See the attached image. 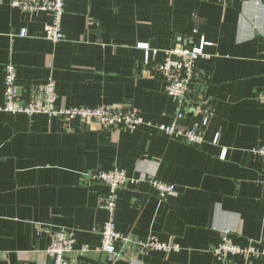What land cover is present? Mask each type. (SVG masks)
<instances>
[{
	"label": "crops",
	"instance_id": "1",
	"mask_svg": "<svg viewBox=\"0 0 264 264\" xmlns=\"http://www.w3.org/2000/svg\"><path fill=\"white\" fill-rule=\"evenodd\" d=\"M0 0V108L6 66L17 70L23 100L49 78L57 108L130 104L146 122L170 125L177 103L143 65L138 44L157 50L193 48L213 115L204 141L190 145L156 127L103 130L97 122L0 111V264H54L48 230L74 234L93 264H216L212 249L229 233L234 244L264 246V0H66L57 44L45 38L47 12H27ZM23 29L26 37L18 36ZM160 53L158 60L164 58ZM195 117L181 121L192 126ZM227 150L225 160L221 159ZM126 170L143 179L118 191L117 231L156 237L178 250L122 256L102 249L109 220L107 188L85 183L93 170ZM174 186L161 198L151 185ZM264 264V256H238Z\"/></svg>",
	"mask_w": 264,
	"mask_h": 264
},
{
	"label": "built area",
	"instance_id": "2",
	"mask_svg": "<svg viewBox=\"0 0 264 264\" xmlns=\"http://www.w3.org/2000/svg\"><path fill=\"white\" fill-rule=\"evenodd\" d=\"M233 0H217L220 4H228ZM12 7L27 12H47L51 21L45 27V38L55 44L63 41L65 35L62 30V22L65 13L66 0H14ZM18 36L26 37L27 30L23 29ZM212 44L203 40L199 46L187 48L178 45L167 50H157L150 44H138V49L144 53L143 65L147 71L161 79L165 86V94L177 103L174 122L170 125L146 122L140 108L130 104L100 105L95 108L71 106L69 108H57L56 83L49 78L42 86L32 89L27 100L22 99L21 86L17 79L16 66L9 63L5 74V105L0 111L13 115L25 114L28 116L46 115L49 118L62 116L65 120H80L81 122H97L103 130L137 129L143 125L156 127L168 136L183 139L190 145H200L204 141V129L208 127L213 115V106L205 92L200 88L203 78L197 69V61L206 57L205 48ZM160 53L164 54L162 60H158ZM257 100L264 103V92H260ZM188 116L195 117L196 121L190 127L181 125V121ZM264 159V146L255 149ZM227 150L221 155L225 160ZM83 177L85 183L91 185L99 182L107 188L102 198L101 207L108 213L109 220L103 229L102 249L115 263L122 256H134L149 251L178 250V245L162 243L154 236L139 238L132 234H123L117 231L116 209L118 191L129 183H139L143 179H134L128 176L126 170L113 168L110 170H93L86 172ZM151 185L158 191L161 198H165L174 191V186L164 180H151ZM51 245L47 250L48 256L54 264H93L82 262L72 255L78 253L85 256L91 251L89 246L81 250L76 249L74 234L66 230L49 231ZM222 241L212 249L216 264H241L238 256L256 258L264 256L262 242L252 241L248 247L235 245L229 233L221 235ZM245 264H251L247 262Z\"/></svg>",
	"mask_w": 264,
	"mask_h": 264
},
{
	"label": "water",
	"instance_id": "3",
	"mask_svg": "<svg viewBox=\"0 0 264 264\" xmlns=\"http://www.w3.org/2000/svg\"><path fill=\"white\" fill-rule=\"evenodd\" d=\"M53 263H54V261H53Z\"/></svg>",
	"mask_w": 264,
	"mask_h": 264
}]
</instances>
